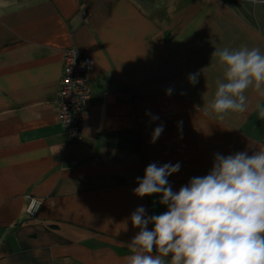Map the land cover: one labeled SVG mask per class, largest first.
Returning a JSON list of instances; mask_svg holds the SVG:
<instances>
[{
  "label": "crops",
  "instance_id": "obj_1",
  "mask_svg": "<svg viewBox=\"0 0 264 264\" xmlns=\"http://www.w3.org/2000/svg\"><path fill=\"white\" fill-rule=\"evenodd\" d=\"M244 45L264 52L262 1L0 0V264H126L131 214L167 211L159 194H133L150 163H179L178 191L216 153L264 149V98L251 89L245 113L202 109L222 77L215 48ZM66 48L92 60L77 143L55 106Z\"/></svg>",
  "mask_w": 264,
  "mask_h": 264
},
{
  "label": "clouds",
  "instance_id": "obj_2",
  "mask_svg": "<svg viewBox=\"0 0 264 264\" xmlns=\"http://www.w3.org/2000/svg\"><path fill=\"white\" fill-rule=\"evenodd\" d=\"M212 57H218L222 77L202 108L206 116L223 121L232 113H245L249 89L264 98V52L259 47L215 48ZM198 75L190 74L189 82L196 84ZM171 94L172 89H166V95ZM163 131L164 125H157L150 142ZM180 167L150 163L143 178H136L133 194H159L167 211L148 216L141 205L131 214L132 226L139 231L127 244L126 264H264V149L251 155L216 153L207 175L173 191L168 177Z\"/></svg>",
  "mask_w": 264,
  "mask_h": 264
},
{
  "label": "built area",
  "instance_id": "obj_3",
  "mask_svg": "<svg viewBox=\"0 0 264 264\" xmlns=\"http://www.w3.org/2000/svg\"><path fill=\"white\" fill-rule=\"evenodd\" d=\"M92 60L74 49L63 51L62 70L55 98L59 123L69 142H80L83 134V117L90 96L87 74ZM40 202L31 198L26 208L29 217L35 216Z\"/></svg>",
  "mask_w": 264,
  "mask_h": 264
},
{
  "label": "water",
  "instance_id": "obj_4",
  "mask_svg": "<svg viewBox=\"0 0 264 264\" xmlns=\"http://www.w3.org/2000/svg\"><path fill=\"white\" fill-rule=\"evenodd\" d=\"M254 1H262V2H264V0H254Z\"/></svg>",
  "mask_w": 264,
  "mask_h": 264
}]
</instances>
